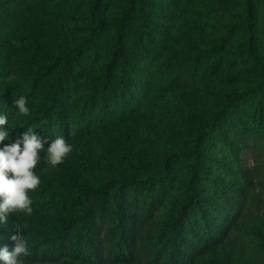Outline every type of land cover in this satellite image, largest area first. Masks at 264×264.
Instances as JSON below:
<instances>
[{"label":"trees","instance_id":"1","mask_svg":"<svg viewBox=\"0 0 264 264\" xmlns=\"http://www.w3.org/2000/svg\"><path fill=\"white\" fill-rule=\"evenodd\" d=\"M160 1L0 0V9L10 15L20 6L40 15L51 40L25 54L0 30V76L13 73L9 80L0 78V115L9 122L3 129L9 136L0 148L22 141L29 128L44 145L35 168L40 185L29 193L32 213L8 215L0 224V248L14 244L10 237L20 231L32 258L119 261L132 253L137 209L157 212L176 186H182L184 197L168 217L158 220L148 264H189L226 238L227 223L240 214L244 197L234 187L237 182L227 181L222 172L236 174L245 184L251 168H246L242 152H253L264 139V69L258 63L254 70L259 79L251 87L210 95L208 116L198 117L192 126L189 151L154 164L157 175L139 176L132 168L113 173L89 159H76L69 171L46 162V150L56 137L68 141L90 132L112 136L139 109L152 105L159 92L192 89L225 67L241 75L231 68L239 54L224 62L211 50H189L174 42V23L188 15L189 7H178L179 0L165 6ZM260 2L264 0H215L207 8L219 12L240 4L246 9L244 20L253 23L260 20ZM89 7L97 14L95 20L89 27L69 26L73 49L56 52L53 45L62 27L55 26L53 14L61 12L68 19ZM242 30L264 42L260 31ZM21 96L30 110L26 116L14 104ZM259 184L264 189V179ZM52 208L61 210L55 222L48 217Z\"/></svg>","mask_w":264,"mask_h":264},{"label":"rangeland","instance_id":"2","mask_svg":"<svg viewBox=\"0 0 264 264\" xmlns=\"http://www.w3.org/2000/svg\"><path fill=\"white\" fill-rule=\"evenodd\" d=\"M170 1L174 0H161L160 5L165 6ZM213 1L215 0H179L178 7L188 6L190 12L186 17L175 21L172 38L176 43L185 44L189 50H211L214 58H222L224 62L233 61L229 56L239 54L241 57L233 62L231 68L242 71L241 75L236 76L225 67L210 80L198 81L192 89H174L166 94L159 92L152 105L148 104L147 107L139 109L121 123L112 136L90 132L68 140L72 145V152L63 163L56 166L57 169L69 171L74 168L76 159H89L113 173L121 174L132 168L139 176L157 175L159 173L155 171L154 164L160 163L167 156L189 151L193 140L192 126L198 117L208 116L210 95L222 91L243 90L259 79L256 63L264 69V42L256 41L251 34L247 37L246 31L242 29L247 27L251 33L260 31L264 37V2L256 6L261 15L260 20L252 23L244 20L246 9L240 4H233L219 12L208 11L207 5ZM20 7V11L15 7L16 12L12 15L0 9V30L6 31L10 43L20 53L30 54L35 45L46 46L50 39L38 18L40 15ZM109 13L107 10V17ZM96 15L90 7L83 14L76 10V14L68 19L61 12L54 13L53 23L62 27L61 31L57 30L62 36L59 41H55L53 49L61 54L73 49L71 47L75 39L66 33V29L69 26L89 27ZM64 22L67 27L63 26ZM12 77L13 73H3L0 76L6 80ZM216 148L219 153L223 152L220 144ZM242 153L246 168H251L245 184L238 180L236 174L222 172L227 181L237 182L234 187L244 197L242 210L235 220L229 219L224 241L206 249L189 264H264V189L259 184L264 179V139L253 147V152L244 150ZM176 183L178 185V181ZM183 197L182 186H176L157 212L148 214L146 209L138 208L132 221V253L109 264H148L155 249L153 240L158 220L168 217L176 202ZM60 211L59 208L50 209L49 220L55 222ZM14 247L15 243L7 249L12 251ZM21 259L24 264H98L87 257L69 258L61 262L29 256Z\"/></svg>","mask_w":264,"mask_h":264},{"label":"clouds","instance_id":"3","mask_svg":"<svg viewBox=\"0 0 264 264\" xmlns=\"http://www.w3.org/2000/svg\"><path fill=\"white\" fill-rule=\"evenodd\" d=\"M14 104L19 114H29L25 97L15 99ZM8 123L7 116L0 115V143L9 136V133L3 130ZM42 150L44 145L31 128L23 134L22 141L18 140L0 148V224L7 222L9 214L32 213V199L29 193L40 185L35 168L40 162ZM71 152L72 145L64 137H56L46 150V162L56 167L63 163ZM10 239L15 242V247L12 251L6 247L0 248V260L4 264H24L21 258L30 253L20 231Z\"/></svg>","mask_w":264,"mask_h":264}]
</instances>
